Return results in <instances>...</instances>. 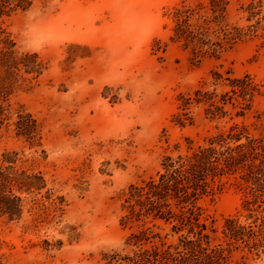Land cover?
<instances>
[{"label": "rangeland", "instance_id": "rangeland-1", "mask_svg": "<svg viewBox=\"0 0 264 264\" xmlns=\"http://www.w3.org/2000/svg\"><path fill=\"white\" fill-rule=\"evenodd\" d=\"M207 1L37 0L29 11L5 20L16 51L38 54L46 70L36 80L19 82L8 100L13 113L22 107L37 120L41 145L31 148L3 128L0 159L17 152L20 167L43 174L51 196L47 201L42 191L28 197L20 221L0 218V264H104L102 254L129 251L127 238L139 230L120 224L122 193L155 176L174 144L184 147L185 138L201 143L233 123H244L253 135L264 133V97L254 100L245 118L209 121L193 107L192 126L181 129L171 122L178 95L208 84L219 65L264 79L258 40L199 64L168 43V10ZM247 1L229 0L232 13ZM56 197L63 204L54 212ZM241 198L226 185L200 202L206 223L215 229L213 245L222 242L223 221L240 209ZM45 209L53 219L42 218ZM158 226L154 231L164 236L167 229ZM242 256L264 264V254L240 251L230 260Z\"/></svg>", "mask_w": 264, "mask_h": 264}, {"label": "trees", "instance_id": "trees-1", "mask_svg": "<svg viewBox=\"0 0 264 264\" xmlns=\"http://www.w3.org/2000/svg\"><path fill=\"white\" fill-rule=\"evenodd\" d=\"M35 1L0 0V131L11 128L31 148L41 145L40 125L22 107L13 113L8 100L14 86L38 79L46 67L38 54L16 51L4 22L29 11ZM166 16L168 43L188 52L194 64L218 60L248 41L258 40L264 48V0L240 3L234 13L229 0L193 6L182 2ZM166 47L164 44L163 50ZM209 76L208 84L201 82L191 93L178 95L177 112L171 117L174 126H192L193 107L202 109L209 121L245 118L254 100L264 97V79L236 75L222 65ZM184 141V147L176 143L161 157L155 176L129 185L122 193L120 224L137 225L139 230L127 238L129 251L102 254L104 264H250L245 256L230 260L231 253L240 251L257 258L264 254V133L253 135L244 123H233L201 143L190 138ZM21 162L17 152L1 155L0 218L7 221L21 220L28 197L42 191L47 201L51 196L43 174L20 167ZM226 185L242 193L240 209L224 219L222 242L213 245L215 229L206 223L200 202ZM62 204L63 199L56 197L50 206L55 212ZM45 211L44 220L54 218ZM158 224L167 229L164 236L154 231ZM167 237L174 241L166 242Z\"/></svg>", "mask_w": 264, "mask_h": 264}]
</instances>
